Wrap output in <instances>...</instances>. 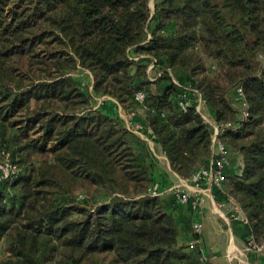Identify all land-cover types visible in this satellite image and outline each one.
Listing matches in <instances>:
<instances>
[{
  "label": "trees",
  "instance_id": "obj_1",
  "mask_svg": "<svg viewBox=\"0 0 264 264\" xmlns=\"http://www.w3.org/2000/svg\"><path fill=\"white\" fill-rule=\"evenodd\" d=\"M149 1L0 0L3 149L21 164L0 181V264H213L183 242L178 199L151 192L166 186L148 141L93 103L80 68L95 95L140 109L181 177L213 145L195 105H178V71L217 123L239 122L219 137L241 169L214 195L232 197L264 242V0H160L154 12ZM238 85L244 120L228 96Z\"/></svg>",
  "mask_w": 264,
  "mask_h": 264
},
{
  "label": "crops",
  "instance_id": "obj_2",
  "mask_svg": "<svg viewBox=\"0 0 264 264\" xmlns=\"http://www.w3.org/2000/svg\"><path fill=\"white\" fill-rule=\"evenodd\" d=\"M183 75L188 77L185 72ZM189 85L191 86L190 82ZM181 91L186 99L190 101L195 99V95L190 89L184 88ZM113 100L116 103L117 113L124 118L127 111L132 108L124 109L115 99ZM140 113L137 116L139 119L143 117ZM148 143L154 154V177L166 186L164 190L167 191L175 185H185V189L192 190L189 178L181 177L172 170L167 156L155 142V139L148 141ZM156 157L162 158L164 162L159 163ZM241 165L242 157L235 152H231L229 164L226 168L227 171L238 172L241 169ZM167 193L171 192L167 191ZM178 202L180 203L179 221L183 227L182 240L189 242L194 238V235H197L203 248L204 257L210 259L213 264H264V250L256 253L249 249L248 238L251 229L242 219L232 218L230 204L210 192L196 208H192L186 203ZM196 221L202 222L203 228L200 232L193 233L191 227Z\"/></svg>",
  "mask_w": 264,
  "mask_h": 264
},
{
  "label": "built area",
  "instance_id": "obj_3",
  "mask_svg": "<svg viewBox=\"0 0 264 264\" xmlns=\"http://www.w3.org/2000/svg\"><path fill=\"white\" fill-rule=\"evenodd\" d=\"M138 58V57H136ZM153 67V64L149 66ZM151 79H153L151 77ZM175 82L185 88L182 83L175 80ZM187 87L186 89H190L194 95L196 96L194 100H188L185 98L183 94L178 98V105L182 110H185L188 106L195 105L198 112L201 113L206 123H208L211 128L212 133V157L205 163L200 164L196 170L193 172L191 177L189 178L192 190L180 188L178 186H172L167 191H170L178 201L182 203H186L190 205L192 208H196L201 202H203L208 193H214L215 190L221 189L224 186V183L228 179V171L227 165L229 164V156L231 151L226 147V145L221 141L219 135L227 128L236 129L239 126V122H226V123H217L212 115L205 111V100L203 96L198 93L196 94L194 89ZM237 101L240 104V120H244L248 117V104L244 97V89L241 85L235 87L234 90ZM134 99L141 106L146 108V95L143 91H137L134 94ZM140 109H130L127 111L126 116L124 117L125 123L129 129L144 137V139L148 141H153L155 136L148 126L141 121V119L137 118L139 116ZM18 169V165L13 163L10 160L9 154H6V161L0 164V181L8 178L16 173ZM164 189H161L160 184L155 182L151 188V192L154 195H161L167 192ZM224 202L230 204L231 216L234 219H242L243 222L249 225V220L245 216L241 207L233 200L232 197H226ZM192 232H200L203 228V224L200 221H196L192 224ZM190 245L193 247H198L199 251L203 255V248L200 245L198 239H191L189 241ZM248 247L252 251L256 253H260L264 250V242L259 243L254 234L250 232L248 238ZM204 257V255H203Z\"/></svg>",
  "mask_w": 264,
  "mask_h": 264
},
{
  "label": "rangeland",
  "instance_id": "obj_4",
  "mask_svg": "<svg viewBox=\"0 0 264 264\" xmlns=\"http://www.w3.org/2000/svg\"><path fill=\"white\" fill-rule=\"evenodd\" d=\"M159 1L160 0H150L149 1V5L151 7L152 12H154L155 5ZM207 61H208V64L210 66V69L213 70L215 67L214 61L212 59H208ZM148 72H149L150 77H152V78H154L155 74L157 73L156 71H154V69H151L150 67L148 68ZM74 75H75L77 81L79 82L80 86L92 94L93 103L95 105L103 106L106 110H112L111 107L113 108V110H115L116 103L113 99H111L109 97L104 98L105 96H99V95H95L93 93V89H92L93 77H92L89 70L80 68L79 70H77L74 73ZM177 75L180 76L179 78H180V80H181V82L185 88L190 87L189 81L183 75V72L180 71L177 73ZM175 80L178 81L179 79H175ZM228 96H229L230 100L232 101V104L239 110L240 104H239V101H237V99H236L234 91L230 90L228 93ZM194 97H196V96H194ZM6 130L7 129L2 124H0V164L4 163L6 161L7 152L3 149L4 147H6L7 140H8V132ZM155 150H156V148H155ZM36 160H38L37 157H36ZM157 160L159 163L164 162L162 158H157ZM18 166H21V164H19ZM175 186H178L180 188H185V185H183V186L182 185H175ZM183 242L187 243V241H185V240H183Z\"/></svg>",
  "mask_w": 264,
  "mask_h": 264
}]
</instances>
